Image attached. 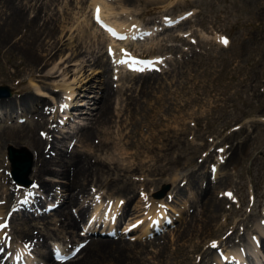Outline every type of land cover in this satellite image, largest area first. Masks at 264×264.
<instances>
[{
	"label": "rangeland",
	"instance_id": "rangeland-1",
	"mask_svg": "<svg viewBox=\"0 0 264 264\" xmlns=\"http://www.w3.org/2000/svg\"><path fill=\"white\" fill-rule=\"evenodd\" d=\"M52 1L39 0V13L42 14L39 15V22H44L45 25L51 27L49 21L53 19L49 20L50 17L57 18L58 24L65 20L62 31L60 26L57 28L55 38L56 40L62 37L56 46V48L61 46L62 51L57 53L52 60H49L48 64H45L42 72H36L21 52L13 51L8 45L4 46L0 39V85L7 86L10 91L8 97L0 99L9 101L8 99L18 96L19 88L26 91L31 87L34 92L39 89L37 92L45 94H47L45 90L50 91L47 97L40 96V101L37 103H29L26 110L14 104L10 105V110L7 107L4 108L1 103L0 131L2 127L15 124L24 123V125L34 126L36 122L41 121V118H46L47 125L49 122L50 124H57L56 129L51 132L53 134L45 138L60 136L57 130L61 127L64 130H71L67 125L69 121L73 125V118L65 119V117L60 118L58 115V113L61 114L63 104L72 105L71 101L64 102L62 98L63 95H69L67 90L65 91L59 86L60 82H65V80L58 73L44 75L46 71L51 70L55 64L59 63V54H65L61 58L62 61L66 60L63 67L72 68L69 72L71 76L68 74L65 77H68V81L72 80L76 71L75 67L77 70L82 67L81 72L85 73H91L92 70H95L90 75L104 72L107 79L110 80L112 88L117 92L113 98L114 101L111 103V111L113 112L111 121L107 123L105 132L92 139L93 144H102V150L87 142L82 143L80 141L76 145V149L81 155L89 154L86 158L91 165L89 170L91 176L85 181L87 191L78 195L77 199V203L84 206L86 210L84 216L78 222L75 218L77 217V204L71 205L69 213L76 216L72 218V222L70 221L67 232L59 226L62 233L51 236L47 241L54 240L64 246L70 244L71 247L78 241H82L86 234L93 238H105V235L96 234L95 230L94 233H85L84 231L93 224V221H89L91 218L89 215H94V220L99 218V222L102 220L101 215L106 213L104 207H111L116 197L118 199L117 208L128 209L124 206L125 200L128 199L127 195L116 194V189L122 182L128 184L127 189L134 187L125 194L132 195L128 201L130 208L135 207L139 211L132 215V210L126 211L124 209L118 214L114 219L113 228L121 225L117 229L123 228L124 231L121 234L114 231L112 236L119 238H110L111 242H116L113 244H116L117 248L115 250L111 248V245H107L101 250L105 254L101 251L100 254H97L98 250L96 252L98 256L95 254L93 257L94 264H116L119 260L117 264H192V257L201 251V246L207 247V252H209V259L207 263L204 261V264H212L214 251L210 253L212 250L210 243L222 238V234L216 237L218 236L216 230L212 234L210 233L211 235L205 236L206 232L212 228L217 229L223 225L222 230L229 231L232 229L233 222L243 217L248 224V228L244 231L245 235L243 234L241 237V222L239 223L232 245L226 247L218 245L219 247H217L216 244L214 249L219 252H222L223 249H230L231 246L234 247L245 240L248 241V235L251 233L257 235L253 229V222L259 219L264 220V0H135V2L131 0L132 3L130 2L123 9H120L122 6L120 4L125 0H120L121 3L119 0ZM66 1L69 2L68 8L64 10V14H60L64 18L57 17V14L54 13H60L62 7L64 9ZM137 1L141 3L137 4ZM95 2L98 3V6H95ZM9 3L22 10L24 16H28V18L25 17L26 19L37 17V15L33 16V0H9ZM38 4L37 2V6ZM96 9L99 10L96 15L97 18L103 20L108 18L110 21L122 22V25L116 29L109 26L104 28L101 25L104 22L100 20L95 27L93 17ZM34 10H37L36 7ZM162 18H171L173 21L169 20L167 22L170 23L162 26ZM127 25H129L127 29L129 32L133 31V27L136 25H152L155 26L156 35L167 32V37L164 39L159 37L157 38L159 41L156 40L153 44L144 45L143 39L137 41L136 35L128 32L121 40L119 38H116L115 42L105 40L104 44H100L102 39L98 40L96 28L98 32L101 30L103 35L109 38L112 32H117L120 29L126 30ZM23 32L25 31L23 30ZM19 34L21 32L16 34V38H20ZM87 34L90 36V41L94 40L100 44L99 52L95 51L97 49L92 44L84 45L82 43V40H88L85 38ZM25 35L26 33L21 36ZM42 38H44L42 43L46 41L45 47L50 51L54 40L46 39L45 36ZM223 39L227 40V44L222 42ZM75 43L80 46L82 54H79L78 51L75 60L69 61L67 58H70L68 55L70 52L72 53ZM107 48L109 52L104 53ZM75 50H77L76 47ZM91 50L94 51L90 52ZM100 52L107 56V65L102 62L97 66L91 64V60L87 61V58L93 59L95 55L100 56ZM157 54L162 56L163 60L156 66V68L159 67L158 70L150 72L157 77L158 84L161 85L160 91L155 84L142 95L138 87H131L133 80L124 75L127 64L121 58L130 56L135 59H144L145 56ZM66 56L68 57L65 58ZM82 59L86 60L85 63L82 62ZM55 68L53 69L55 70ZM99 79L102 82L103 76L100 74L98 79L92 81L94 89L88 91L93 93L92 96L95 97H98L100 93V88L96 86H101ZM42 83L46 84V87L42 86ZM38 85L40 88L36 90ZM129 88L131 90H128ZM130 91H132V95L135 94V100L138 99L141 108H144L141 112L140 108L139 111H131L126 107V93ZM160 92L163 93L164 97L169 98V104L174 106L171 110L172 113L170 112V117L164 113L169 109L168 104L162 103V106L159 104ZM31 93L34 95L32 90ZM80 98L82 97H76V100ZM73 101L75 102L72 99ZM72 107L70 108L75 110L80 106L72 105ZM159 117L163 126L152 125L151 122L158 120ZM59 120H62L61 125L58 123ZM67 120L68 124L65 123ZM35 131L39 137L46 135V132L39 127H36ZM77 136L78 133L68 138V140L70 139L69 143H71L67 144V148L65 143L60 144L62 151L66 149V152L69 153L72 149L71 144L76 141ZM25 143L27 144V141L21 142L20 145L8 143L3 146V142L0 144V183L6 185L7 180L6 186H9L16 194L19 190L15 185L21 184L12 182L7 167L6 147L11 146L17 152H26L32 163L35 150L27 147L28 144L25 145ZM44 143L45 148H47L49 143ZM115 144H118L119 147H115ZM51 149L44 150L46 158L58 155ZM219 150H227L225 153L227 156L224 158L225 170L221 176V187H224V190L219 192L218 197L225 191L230 193L231 197L224 196L226 203H224V198H219L224 205H219L216 211V215H220L217 219L219 222L217 227H215V222L211 221L212 226L205 231L192 230L186 237H182V230L179 231L180 234L177 230L190 221L188 215L194 213L192 220L197 217L196 220L201 222L207 215L206 210L202 211L201 207L199 209L200 196L194 199L196 192L189 186L196 188L200 182L205 185L208 179L214 181L213 175L208 171L209 165L213 163L212 160L218 155ZM207 151L210 156L212 155V159L205 156ZM203 159H205L203 166L205 174L200 176L203 170L198 168V164ZM61 162V158H54L52 166L60 169L62 167ZM121 163H123V168L120 170ZM30 168L31 164L26 174L28 181L26 185H22L23 190L32 187L33 179L31 175L29 176ZM188 173L193 175L189 176ZM173 175L176 177L172 182ZM44 176L47 177L45 178L47 179L46 183L50 184L49 187L53 194L57 190L61 193L64 192L62 189L63 182H66L65 177H62L61 174H46ZM185 179H187V183ZM174 185L179 188L177 195H174V189H172ZM0 187V202H2L6 190L4 186L0 185ZM163 188L165 189L162 194L157 195L156 193ZM39 191L43 192L41 189ZM213 191L215 194L216 183L213 184ZM50 198L52 199V197ZM154 198L161 201L160 205H157L159 202L153 203L156 201ZM193 199L195 202L191 204ZM207 199L212 200V197ZM212 201L214 202V200ZM41 202L43 206L45 200ZM152 204H154V208H152ZM62 205L63 203L58 207ZM171 207L179 212V215L174 213L176 219L172 226L168 224L167 227H163V231L156 230L151 234L146 233L140 238L136 237L142 233L143 229H147L145 215L158 214L154 211L159 208L169 215L171 214ZM11 208L12 204L8 209ZM145 211L148 214H143ZM26 212L23 211L24 214L30 215ZM48 215H51V219L57 217L56 214L52 213ZM136 215L140 216L136 217ZM117 218L118 220H116ZM42 222L40 224L39 218H33L34 231H38ZM85 223V228H81ZM7 231L10 233L8 228ZM156 235L160 237L158 238L160 244L157 241L152 246L135 243L137 246L130 249L122 247L118 243L122 239L130 243L135 239L148 241ZM12 239L17 241L15 236H12ZM262 244L264 251V239ZM158 245L165 246L159 249ZM138 246H147L148 251L145 250L144 252L147 257L136 252ZM36 247L42 248L41 245ZM221 247L223 248L221 249ZM123 248L124 250H122ZM156 248L160 251H157ZM257 254L264 261V254L261 251H257ZM79 256L81 253L78 254ZM98 257L101 258L100 262H97L99 261ZM193 260L197 261L198 258ZM222 264L227 263L223 262Z\"/></svg>",
	"mask_w": 264,
	"mask_h": 264
},
{
	"label": "bare ground",
	"instance_id": "bare-ground-1",
	"mask_svg": "<svg viewBox=\"0 0 264 264\" xmlns=\"http://www.w3.org/2000/svg\"><path fill=\"white\" fill-rule=\"evenodd\" d=\"M37 2L39 3L38 6H37ZM52 2H51V4H52ZM119 2H120V0H119ZM130 2H131V0L123 1L122 4H120V5H122L120 7V9H123L126 5L130 4ZM134 2H135V0H134ZM8 3H9V0H0V20H1L0 21V39H1V43L4 46L8 45V47H10L13 51H18V53L21 52L25 56V58L28 60L31 67L34 68L36 72L37 71L42 72L45 64H48L47 62L49 60H52L57 53H60L62 51L61 46L56 48V46L62 40V37H59L56 40H55V38H56L57 28L60 26L61 31H62V28L64 26L63 22H65V20L61 21V23L58 24L57 18L55 19L53 17H50L49 20L53 19V20L49 21V24L51 25V27H48L47 24L45 25L44 22L40 23L39 22V15L41 16L42 14L39 13V8H38L40 5L39 0H33V3H34L33 7H32L33 11H34L33 16L37 15V17L35 19H30V18L26 19V18H28V16L27 15L24 16L22 10L15 8L13 5H11L10 3L8 4ZM139 3H141V2H138L137 4H139ZM94 4H95V6H98L97 2H95ZM68 5H69V2L66 1L64 9L62 7V9L60 10V13L55 12L54 14H57V17L64 18L60 14H64V10L68 8ZM131 5H133V4H131ZM34 7H36L37 10H34ZM49 9L52 10L51 8H49ZM97 13H98V11L96 9L95 15ZM45 15H47V14H45ZM96 19L99 20L98 18H96ZM104 19H105V17H104ZM60 20H59V22H60ZM105 20L108 23H110L111 25H113L115 28H118L122 25V22H117L114 20L110 21L108 18H106ZM7 25H9V26H7ZM91 25L94 26L93 23H91ZM95 27H96V25H95ZM125 28H126V30L120 29L118 31L119 33H117L113 36H115V37H120L122 35H123V37L126 36L129 32V30H127L129 28V25H127ZM11 30H12V32H10ZM23 30L25 32H23ZM99 31L100 32H98L97 28H96V34H98V36H99L98 40L102 39V42L100 44H104L106 42L105 40H113L110 37L106 38V36L103 35V33L101 32V30H99ZM135 31L136 30H133V32H135ZM20 32H21V34H19L20 38H18V37L16 38V34L18 35V33H20ZM25 33H26V35L22 37L21 35L25 34ZM150 33H152V29H150ZM42 36H45L46 39L48 38V39L54 40L53 44H51L52 47L49 49L50 51H48L47 48L45 47V45H47V42L44 41V43H42V39H44V38H42ZM155 37H150V38L144 40V42H142V43L144 45L153 44L154 42H156L157 38L160 37L161 39H164V37H167V32H165V34L164 33H159L158 35L155 34ZM85 38H88V40H82V43L84 45L92 44L97 49L95 51H97V52L100 51V44L98 42H96L94 40L90 41V36L88 34L86 35ZM47 41H49V40H47ZM157 41H159V40H157ZM185 42H186V40H185ZM159 44H160V42H159ZM74 46L76 47L77 50H75V47H74L72 53L70 52V54L68 55V56H70V58H67L68 56L65 57L69 61L75 60V58L77 57L78 51H79V54H82V50H80V46L76 45V43L74 44ZM92 51H94V50H91L90 52H92ZM105 51H104V53H106ZM85 52H87V50H85ZM104 53L102 54L100 52V56L95 55V57L93 59L87 58V61L91 60L90 63L95 64L97 66H99L100 63H102V62H103V64L105 63L107 65V56ZM64 55H65L64 53L61 55L59 54V56H58L59 63L55 64V66H53L51 68V70L46 71V73L44 75L48 76V75L53 74V73H58V75H60L61 77L64 78L66 83L60 82L59 86L62 89H64L65 91L67 90L69 92V95H63L62 96L63 101L64 102H68V101L70 102L73 99V100H75V103L73 101L72 105L77 104L76 106H80V107H77V109L73 110V112H72L71 108H70V110H68V109L66 110V108L63 107L61 114H59V116H63V114H64L63 117L68 118V116H70L71 114L74 115L76 113L75 114L76 117L74 118L73 121L76 124L79 121L80 125H74V122L72 125L71 124L72 122L70 123V121L68 124V120H67L65 123L68 124L67 127H69V130L70 129L71 130L70 131L64 130L63 127H61L60 129L57 130V133L60 136H54L55 138L51 137L50 139L48 137H50L53 134L51 132H53L54 129H56L57 124L56 123L50 124V122H49V124L47 125L46 124V118H44V119L41 118V121L36 122V124L34 126H30V124L24 125V123L15 124L13 126L2 127L1 131H0V140L3 142V146L7 145L8 143H14V144L20 145L21 142L24 143L27 141V144H28L27 147L35 150V156L32 159L31 168H30L31 173L29 174V176L31 175L33 182L38 183L39 186L42 187L43 190L44 189H47V190L51 189L49 187L50 184L46 183L47 179H45V178H47V177H45L44 175H46V174H52V175L61 174L62 177L66 178V182H63V189L62 190H64V192L60 193L61 203H63V205L60 206L58 209H56L55 212L53 213V214H56V216H57L56 218L54 217L55 219H51V217H49V216H40V215H31L30 216V215L24 214L23 211L25 210V205L28 204V201L21 202V203H24V206L22 208H19L14 213L10 214L11 216L9 219L8 226L10 227V223H11L10 229L12 230V234H14L16 239L17 240L20 239V240H24V241L29 240L35 246L41 245L42 249L44 247L45 248L48 247L47 243L45 242V239L50 238L51 236H57L58 233H62V230L67 232V228L69 227L68 225H69L70 221L72 222V218L74 217L73 214L69 213V211H70L69 207L71 205L73 206L74 204H77V208H76L77 217H75V218L78 220V222L80 220H82V218L84 216V213L86 210H85L84 206L77 203V199H78V195L83 194L84 192L87 191L86 190L87 184H85V181H87L88 177L91 176L89 174V170L91 168V165L89 164L88 158H86V156L88 157L89 154L88 155H81L78 152V149H76L77 148L76 145L80 141L82 143L87 142L89 144H92L93 146H96L99 150H102V148H103L102 144H93L92 139L95 136H98L99 134L105 132L106 126L108 125L107 123H109L111 121V117L113 114V112L111 111V103H112V101H114L113 98L115 96V93L117 92V90H114L112 88V86L109 82L110 80L107 79L104 72H101L102 74L98 72L96 75H90L95 70H92L91 73H85L83 71L81 72L82 67L79 68L78 70H77V67H75L76 71L74 73V76H73L71 81H68V79H67L68 77L67 78H65V77L68 74H69V76H71V73H69V72L72 70V68H70V67L64 68L63 67V63H65L66 60L62 61L61 58ZM154 56H156V55H154ZM126 60H132V59L128 58ZM85 61L86 60L82 59L83 63H85ZM82 62H80V64H82ZM130 63L132 66H134V69H136V71H135L136 73L128 72L127 69H125L124 75H126L127 77H129L130 79L133 80V84L131 85V87L132 86L138 87L139 91L143 95L148 90V88H150L152 86L154 87V85L157 84L156 88H158V90L160 91L161 85L158 84V80L156 79L157 78L156 76L152 75V73L150 71L149 72L146 71L147 72L146 73V72H142L141 70H139V68H141L143 66L138 65L136 63H132V62H130ZM154 64H155V67L158 65L156 60H155ZM54 67H56L55 70L53 69ZM50 71H52V72L50 73ZM99 74H100V76H103V79H102V82H101V79H99V84L101 83V86L96 85L97 87L100 88V90H99L100 93H99L98 97H95V96H92L93 93H90L88 91L89 90L92 91V89H94L92 86L93 85L92 81L93 80L95 81V79H98ZM178 78H176V79H178ZM42 86L46 87V84L42 83ZM38 88H40L39 85L37 86L36 90ZM31 90L33 91L34 95L31 93ZM128 90H131V89L129 88ZM24 91H25V89L19 88L18 89V96H15V97H12L11 99H8L9 101L0 99V104L2 103L4 105V108L7 107L10 110H11V107H10L11 104H14L17 107L26 110L29 103H33V102L37 103L38 101H40V96L47 97L48 92H50L47 90H45L47 94L42 93V92H37V91L34 92V90L31 87L28 88V90H26L25 92ZM151 91H152V89H151ZM53 93H57V92H53ZM59 93L61 95V92H59ZM134 95H132V91H130L129 93H126V99H127V106L126 107L128 109H130L131 111H139L138 109L140 108V112H141L144 108H141L142 106H140L137 98L135 100L136 96H134ZM76 97H82V98L76 100ZM158 97H159V104H161V106H162V103L168 104L169 109L166 110V112H164V113L167 115V117H170L171 116L170 112L172 110V107H174V106L169 104V101H168L169 98L164 97L162 92H160V96H158ZM83 103H85V105H83L85 107L82 106ZM95 103H96V105H95ZM40 115H41V113H40ZM160 122H161V119L159 117L158 120L152 121L151 123H152V125L154 124L155 126H163V124H161ZM152 125H151V127H152ZM36 127H39V128H41V130L45 131L46 135L41 136V137L37 136L36 135L37 133L35 131ZM38 131H39V129H38ZM76 133H78V136L76 138V141L73 142V144H71L72 145L71 151H69V153L66 152V149H65V151H62V149H61L62 147L60 148V144L62 145L65 143L64 145L67 148V144L69 145L71 143V142L69 143L70 139L68 140V138H70L71 136H75ZM46 136H48V137L45 138ZM23 139H24V141H22ZM65 140H68V141H65ZM44 142L49 143L47 148H45ZM27 144L25 143V145H27ZM114 146L119 147L118 144H115ZM17 147H19V146H17ZM51 147H52V149H51ZM45 149L47 151L49 149H51V150L55 151V153L58 155H56L55 157L51 156V157L46 158L44 156V153H45L44 150ZM226 152H227V150H222V151L219 150L218 155L212 160V162H213L212 166L211 165H210L211 167L209 166L208 172L213 175L212 178L214 181H209V179H208V181L205 185L204 184L202 185V183L200 182V184H198V186L196 188H194L191 185L189 186L191 189L195 190V192H196V197L194 199H196L200 196L199 199H201V200H200V203L198 205L199 209L201 207L202 211L206 210L207 215L202 220V222L200 220H196L197 217H195L194 220H192V218L194 217V213H192L191 215H188V218L190 219V221L185 223L182 228L177 230L178 234H180L179 231L182 230V234H181L182 237H186L189 233H191L192 230L200 229L201 231H205L210 226H212L211 221L215 222L214 223V224H216L215 227H217V225L219 224V222H217V219L220 215H216L217 214L216 211L218 210L219 205H222V204L224 205V203L227 202L226 198L224 196L229 197V195H227V194H229L228 192H224V194H221L220 197H218L219 192H223V190H224L223 189L224 187H221L222 186V177L221 176L225 170L223 163H224V158L227 156L225 154ZM205 156H207V158H209V159H212V157H211L212 155L210 156L208 151L205 153ZM54 158H61L62 159V162H61L62 167H60V169H56L55 167L52 166V164L54 163ZM204 162H205V159L200 161V163L198 164V168L201 171L204 168L203 167ZM7 167L10 168L9 162H8ZM122 168H123V163L120 164V170ZM221 170H222V172L220 173ZM204 174H205V171L203 170L200 173V176H203ZM188 175L192 176L193 174L188 173ZM48 177H49V175H48ZM174 177H176V175L172 176V182L175 179ZM185 180L187 183V179H185ZM214 183H216L215 194L213 191V184ZM7 184H8V181L6 180V185ZM0 185L4 186V188L6 190V192H4V195L2 197V199H4V201H2L0 204V215H6V212L10 206L9 205L10 202L13 203L15 201L17 194L14 193V191L9 186L3 185L2 183H0ZM127 186H128L127 183L122 182L120 185H118V187L116 189V191H117L116 194L127 195L126 197L128 199L125 200L124 206L127 207L129 210H132V215H133V214H136L139 211V209L135 208V207L130 208V203H128V201L132 195L131 194H125V193H128L129 191H131L134 187H131V188L128 187V189H127ZM19 188L20 187H18L17 190H19ZM172 189H174V195H177L179 193V188L177 186H175V185L172 186ZM0 194H1V192H0ZM48 194L49 193H46L45 196ZM54 194L56 196V193H54ZM210 197H212V200H214V202L211 199H207ZM60 198L56 199V202L58 205L60 204L59 203ZM219 198H224L225 202L223 203L222 200ZM194 199L191 201V204H193V202H195ZM215 199H217V200L215 201ZM154 200H156V198H154ZM34 201H38V200L35 199ZM117 201H118V199L116 197L113 201V205L111 207V210L107 214H104L105 216L103 217V220L105 222H107V225L109 226L110 229L113 226L112 220L114 219V215L118 216V214L121 213L122 210L126 209L123 207H120V209L117 208V205H116ZM156 202H161V201L156 200L153 203L156 204ZM154 204H152V208H154ZM4 205H6V206H4ZM118 209H119V211H118ZM128 209H126V211H128ZM176 210L177 209L174 210V208L171 207V211L173 213H176V215H179V212H177ZM34 216H38V217H40L39 219L43 220L42 225L38 231H34L35 224L32 223V221H31V219ZM139 216L140 215H136V217H139ZM4 218H6V217H4ZM2 222H3V220H2ZM239 223L241 224L242 231H241L240 235L242 237L243 234L245 235V233H244L245 229L248 228L247 221L244 220V217L241 219L235 220L232 224V229H230L229 231L222 230L223 225H220V227H218L217 229L212 228L209 232H206L205 236L211 235L214 232V230H216V233L218 234V236H216V237H219L220 234H222V238L218 240L219 245H222L224 247L227 245L230 246L235 241V237H236L235 234H236V230L239 228V226H238ZM253 225H254L253 229L257 232L256 236L258 237V240L260 242L259 247H257L256 240L250 239L249 243L246 240L245 241L242 240V241L244 242V244L246 246L248 244V250H250L253 255L257 254V251H261V253L264 254L263 244H262V240L264 239V226L262 225V223H258L257 220L255 222H253ZM59 226H61L62 230H60ZM120 231H122V229ZM145 231H147V229H144L142 231V233H139L136 237L140 238L143 234H146ZM246 234H247V232H246ZM71 237H73V236H71ZM246 237H247V235H246ZM158 238H160V237L156 236V237H153L152 239H150L148 241H141L140 239H135L133 242H131L133 244H131L130 242H127L124 239H122L123 241L122 240L121 241L116 240V241H118V243L122 247L134 249V247L137 246V244H135V243H140V245L143 244V245L152 246V245L156 244V242L158 241V244H160L159 243L160 239H158ZM84 239H85V244L83 246H81L78 249V251L76 253H74V255H72V256H75V258L70 259V260L64 259L60 262H55V261L51 260V255L49 254V256H48V254L45 250H40L41 249L40 247L37 248V250H36L37 251V257H36V256H32L29 252H27V250L24 249L25 248L24 246H22V247H15L13 245L12 246H13V248L15 247V253L16 254H21L27 261H29L32 264H42V263H45V264H94L93 257L98 250L99 251L97 252V254L101 250H103L105 248V246H107V245H111L112 246L111 248H113L115 250L117 248L116 247L117 245L115 244L116 245L115 246L113 244L116 242H113V241L111 242L109 237H105V238L101 239V238H93V237L87 235L83 238V240ZM19 242H21V241H19ZM240 245H242V244H240ZM164 246L165 245H162V246L160 245L159 249L164 248ZM108 250H109V248H108ZM122 250H124V248ZM136 250H137L136 252L139 255L143 254L144 257L146 256V255H144L145 250L148 251L147 246L146 247H142V246L139 247L138 246V249H136ZM126 251H128V250H126ZM157 251H160V250L157 249ZM110 252H111V250H110ZM77 253H81V256L78 257ZM102 253H104V251ZM120 253H121V251H120ZM148 253H150V252H148ZM208 253L209 252H207V247L201 246V251L199 253H197V254L195 253L193 255L191 263L192 264H204V261L207 263V261L209 259ZM210 253H212V250H210ZM117 255H119V254H117ZM238 255L241 257V260H243V261H246L247 259L249 260L250 258H253L252 256H250V258L246 259V257H243L244 255H243L242 251L235 249L231 252V259H233L232 257H238ZM113 256L115 257V254ZM121 256H123V255H121ZM124 256H126V255H124ZM194 258H195V260L198 258V260L194 261L193 260ZM213 258L217 259V257L214 255H213ZM98 259H99V257H98ZM100 259L97 262H100ZM120 259H121V257H120ZM217 261H218L217 263L221 262V260L219 258ZM118 262H116V264ZM15 263H16V260H15ZM97 264H99V263H97Z\"/></svg>",
	"mask_w": 264,
	"mask_h": 264
},
{
	"label": "water",
	"instance_id": "water-1",
	"mask_svg": "<svg viewBox=\"0 0 264 264\" xmlns=\"http://www.w3.org/2000/svg\"><path fill=\"white\" fill-rule=\"evenodd\" d=\"M9 94V88L5 85H0V97H8ZM7 156L10 161V174L12 177L18 182H27L25 176L28 173L31 164L29 155L24 151L17 152L9 146L7 147ZM161 193L162 191H159L158 195Z\"/></svg>",
	"mask_w": 264,
	"mask_h": 264
},
{
	"label": "snow or ice",
	"instance_id": "snow-or-ice-1",
	"mask_svg": "<svg viewBox=\"0 0 264 264\" xmlns=\"http://www.w3.org/2000/svg\"><path fill=\"white\" fill-rule=\"evenodd\" d=\"M97 11H99V10H97ZM222 42H223V43H225V44H227V40H226V39H223V40H222ZM221 151H222V150H221ZM227 195L231 196V194H230V193H229V194H227ZM213 247H216V245H215V244H213Z\"/></svg>",
	"mask_w": 264,
	"mask_h": 264
}]
</instances>
